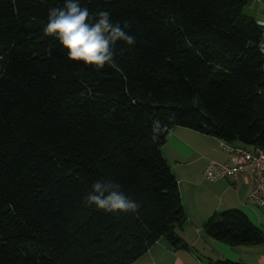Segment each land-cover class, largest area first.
Wrapping results in <instances>:
<instances>
[{
	"label": "trees",
	"instance_id": "trees-1",
	"mask_svg": "<svg viewBox=\"0 0 264 264\" xmlns=\"http://www.w3.org/2000/svg\"><path fill=\"white\" fill-rule=\"evenodd\" d=\"M249 1L80 0L90 17L129 21L135 38L117 42L114 65L97 71L43 33L65 0H0V264H133L160 239L186 248L161 152L171 129L264 149L262 29ZM156 118L168 128L153 142ZM101 180L119 183L138 211L85 206ZM203 232L231 246L264 243L236 209L212 215Z\"/></svg>",
	"mask_w": 264,
	"mask_h": 264
},
{
	"label": "crops",
	"instance_id": "crops-1",
	"mask_svg": "<svg viewBox=\"0 0 264 264\" xmlns=\"http://www.w3.org/2000/svg\"><path fill=\"white\" fill-rule=\"evenodd\" d=\"M245 12L264 22V0H250ZM222 143L185 128H173L168 133L161 152L178 183L184 221L175 233L186 248L172 249L160 239L133 264H264V243L257 247L231 246L203 232V224L212 215L236 209L264 235V208L251 200V185L245 176L216 182L203 178L208 162L228 163L229 156L220 149Z\"/></svg>",
	"mask_w": 264,
	"mask_h": 264
},
{
	"label": "clouds",
	"instance_id": "clouds-1",
	"mask_svg": "<svg viewBox=\"0 0 264 264\" xmlns=\"http://www.w3.org/2000/svg\"><path fill=\"white\" fill-rule=\"evenodd\" d=\"M130 22L111 21L110 13L101 11L90 17L87 7L80 6V0H65L64 7L49 9L48 23L43 29L45 36L54 37L67 59L82 62L84 67L94 66L97 71L105 65H114L115 45L119 41L131 46L135 38L125 29ZM173 117H168L171 121ZM168 125L159 118L153 120L151 140L157 142L167 131ZM85 206H95L108 213H136L139 204L121 191V185L112 180L96 181L92 190L84 197Z\"/></svg>",
	"mask_w": 264,
	"mask_h": 264
},
{
	"label": "built area",
	"instance_id": "built-area-1",
	"mask_svg": "<svg viewBox=\"0 0 264 264\" xmlns=\"http://www.w3.org/2000/svg\"><path fill=\"white\" fill-rule=\"evenodd\" d=\"M262 29L259 45L264 69V22H257ZM220 149L229 156L226 164L213 161L207 163L203 170V178L208 182L245 176L251 185V200L264 208V149L260 147L246 148L222 143Z\"/></svg>",
	"mask_w": 264,
	"mask_h": 264
}]
</instances>
